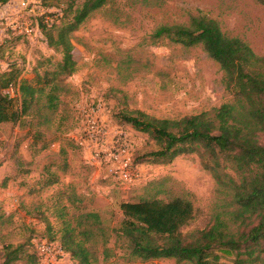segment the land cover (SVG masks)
<instances>
[{
  "label": "rangeland",
  "instance_id": "374dc122",
  "mask_svg": "<svg viewBox=\"0 0 264 264\" xmlns=\"http://www.w3.org/2000/svg\"><path fill=\"white\" fill-rule=\"evenodd\" d=\"M25 1L31 20L38 25L44 7L39 0ZM54 1L65 8L69 4L68 0ZM198 14L218 20L225 34L242 39L264 56V6L256 0H108L71 35L77 70L59 78L63 89L56 110L45 109L42 98L28 115L0 125V264L8 253L4 246L9 244L23 246L22 258L12 264H36L33 244L36 247L41 237L59 239L64 222H73L86 211L83 190L105 198L118 188L125 195L133 192L134 201L152 195L165 201L186 197L194 203L196 218L182 232L189 234L211 224L223 196L217 194V184L197 154L180 156L168 164H143L139 180L125 183L111 176L105 164L93 168L90 150L78 144L86 122L82 111L100 105L101 120L114 130L122 129L131 152L149 162L156 144L122 123L120 112L141 110L156 118L180 119L233 100L224 85V72L202 46L186 48L152 38L158 26L188 24ZM36 31L26 42L10 47L4 46L8 31L0 34L1 62L4 66L20 62L23 77L33 84L37 83L35 67L44 75L55 71L62 59ZM259 142L264 145V133ZM51 173L59 181L44 187ZM108 180L112 188L106 185ZM101 218L110 251L105 259L98 245L94 264H175L174 259L141 262L130 257L125 240L112 232L123 219L119 208ZM232 262L226 258L223 264Z\"/></svg>",
  "mask_w": 264,
  "mask_h": 264
},
{
  "label": "trees",
  "instance_id": "16d2710c",
  "mask_svg": "<svg viewBox=\"0 0 264 264\" xmlns=\"http://www.w3.org/2000/svg\"><path fill=\"white\" fill-rule=\"evenodd\" d=\"M39 1L45 10L39 17L43 41L62 59L55 71L44 75L39 66L35 67L36 84L23 77L20 62L8 63L0 72V125L28 115L42 98L46 99L45 109L56 110L58 93L63 89L59 78L77 70L71 35L108 3L68 0L65 8L54 0ZM256 1L264 6V0ZM7 2L1 0L2 5ZM46 17L53 20L50 25L44 22ZM8 35L4 46L26 42L24 35L13 31ZM152 38L186 48L202 46L224 72V85L233 100L180 119L156 118L141 110L120 112L122 123L147 135L157 146L149 153V162L136 152L133 162L168 164L180 156L197 154L202 167L215 180L217 194L223 198L216 205L211 224L189 234L182 229L196 218V208L186 197L165 201L152 195L122 202L123 219L112 232L125 240L129 256L141 262L174 259L175 264H223L229 258L233 264H264V145L259 142V135L264 133V56L255 53L242 39L225 34L218 20L203 14L191 16L188 24L158 26ZM58 181V176L51 173L43 186L50 187ZM41 240L59 242L70 256L69 264L98 262V245L105 259L110 251L108 230L102 226L101 214L95 211L82 212L73 222L65 221L59 239ZM33 247L39 264L35 243ZM21 249L23 246H4L8 253L2 264L19 261Z\"/></svg>",
  "mask_w": 264,
  "mask_h": 264
},
{
  "label": "built area",
  "instance_id": "2783aa9c",
  "mask_svg": "<svg viewBox=\"0 0 264 264\" xmlns=\"http://www.w3.org/2000/svg\"><path fill=\"white\" fill-rule=\"evenodd\" d=\"M10 1L11 0H8L6 4L2 5L0 0V8L8 5ZM20 1V15L13 17L14 15L6 14L2 16L0 34L6 30L30 38L36 30L40 31L39 24H34L31 20L32 13L27 9L28 2L25 0ZM44 22L50 25L53 20L50 17H46ZM7 67L8 63L4 66L0 60V72ZM10 92L13 93V88H11ZM99 106L100 105L93 107L89 106L82 111V116L86 122L84 124L83 136L78 140V144L84 149L90 150L91 158L95 160L98 165L105 164L111 176L118 178L121 182L135 183L139 180V177H141V165H137L133 162V153L131 152L125 132L122 129L114 130L111 125L109 126V124L101 120ZM111 133H114V136H112ZM36 248L40 264L71 263L69 254L63 249L59 242L39 240L36 243Z\"/></svg>",
  "mask_w": 264,
  "mask_h": 264
},
{
  "label": "crops",
  "instance_id": "0c3cea01",
  "mask_svg": "<svg viewBox=\"0 0 264 264\" xmlns=\"http://www.w3.org/2000/svg\"><path fill=\"white\" fill-rule=\"evenodd\" d=\"M7 7L4 8V11H1L0 9V14L1 15H6V14H14L17 11L21 10V1L20 0H11L8 5H6ZM6 9V11H5ZM2 46V45H0ZM93 168L97 169L99 168L98 163H94L92 164ZM105 183H107V186H110V188H112V183L110 182V180H108L107 182L105 181ZM83 197L82 199H85V201L83 202V200H81L84 204V206L87 208L86 211H95L98 212L100 214H103L107 211H111L113 209L119 208L120 209V204L122 202H126V201H131L134 202V200L132 199L134 194L132 192V194H130V191L127 192V194L125 195L123 191H121L120 189H116L113 190L111 193H109L108 197L105 198H100V197H96L94 192H90L89 190H83Z\"/></svg>",
  "mask_w": 264,
  "mask_h": 264
}]
</instances>
